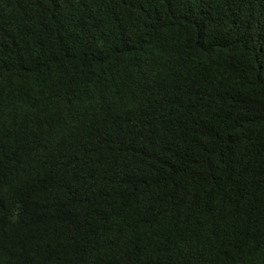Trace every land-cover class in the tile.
Listing matches in <instances>:
<instances>
[{"label": "trees", "instance_id": "obj_1", "mask_svg": "<svg viewBox=\"0 0 264 264\" xmlns=\"http://www.w3.org/2000/svg\"><path fill=\"white\" fill-rule=\"evenodd\" d=\"M0 264H264V0H0Z\"/></svg>", "mask_w": 264, "mask_h": 264}]
</instances>
